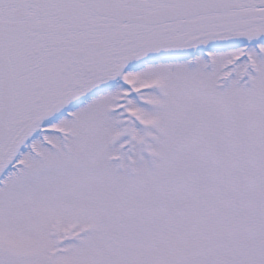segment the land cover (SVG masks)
<instances>
[{
	"label": "snow or ice",
	"instance_id": "6c2138e0",
	"mask_svg": "<svg viewBox=\"0 0 264 264\" xmlns=\"http://www.w3.org/2000/svg\"><path fill=\"white\" fill-rule=\"evenodd\" d=\"M0 264H264V0H0Z\"/></svg>",
	"mask_w": 264,
	"mask_h": 264
}]
</instances>
